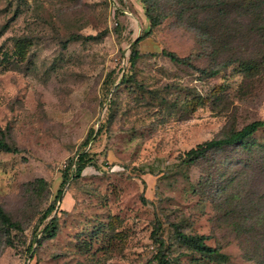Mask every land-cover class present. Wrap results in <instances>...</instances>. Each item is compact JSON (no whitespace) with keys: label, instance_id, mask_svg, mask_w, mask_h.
I'll use <instances>...</instances> for the list:
<instances>
[{"label":"rangeland","instance_id":"374dc122","mask_svg":"<svg viewBox=\"0 0 264 264\" xmlns=\"http://www.w3.org/2000/svg\"><path fill=\"white\" fill-rule=\"evenodd\" d=\"M256 121L264 0H0V140L19 150L0 152V206L18 228L0 222V264H157V225L173 264H264V129L186 155ZM81 152L92 167L31 257Z\"/></svg>","mask_w":264,"mask_h":264},{"label":"trees","instance_id":"16d2710c","mask_svg":"<svg viewBox=\"0 0 264 264\" xmlns=\"http://www.w3.org/2000/svg\"><path fill=\"white\" fill-rule=\"evenodd\" d=\"M149 16L151 19L152 26H156L158 24L156 18L152 15L151 12H149ZM165 55L168 58H170V60H172L173 62L179 64L188 63L187 59H181L173 53H165ZM139 57H140L139 51L134 49L131 53L130 69H134L135 63L139 59ZM263 129H264V121H256L247 125L242 130L236 132L234 135H232L229 138L221 139V140H213L201 144L197 148L190 150L186 154L187 162L194 163L197 160L204 158L207 155V153L211 150H220L224 147L232 146L234 144H237L239 146L249 147L250 146L248 141L249 138H251L255 133ZM89 140H90V136L87 137L84 146L88 144ZM0 152L18 153L19 150L13 147L12 145L8 144L6 141L0 140ZM92 160L93 159H91L89 155L85 152L79 153L76 157V160L75 159L70 160L63 174L62 188L59 190L53 206L50 207L48 210H46L45 215L41 219V223H43L48 217H51L53 213L57 210L55 205L63 200L64 195L68 191V188L66 189V186L72 181V179L81 178L83 174L86 172V170L92 167L91 165ZM58 213L59 210H57V213L53 216L50 222L42 229L40 239L38 240L37 236H35L34 239H32V242L28 249L29 255L31 257H34V254L36 252V250L34 249V245L40 244V240L56 238L60 226L59 223L60 218L58 216ZM0 222L4 227L8 229L9 232L12 229H18L15 226V224L11 222L10 218L7 216V214L5 213V211L1 206H0ZM160 228L161 227L159 225L156 226L157 232H155L154 235V242L157 245V249H158V255L156 257L157 264H173L166 249V240L162 238L158 233ZM172 228H175V226L172 225ZM175 233L176 236L178 237V240L182 244H184L186 247L194 251L209 256L219 254L218 249L212 248L206 244L207 237L203 235H186L182 233L178 229V227L175 229Z\"/></svg>","mask_w":264,"mask_h":264},{"label":"built area","instance_id":"2783aa9c","mask_svg":"<svg viewBox=\"0 0 264 264\" xmlns=\"http://www.w3.org/2000/svg\"><path fill=\"white\" fill-rule=\"evenodd\" d=\"M115 1V0H114Z\"/></svg>","mask_w":264,"mask_h":264}]
</instances>
